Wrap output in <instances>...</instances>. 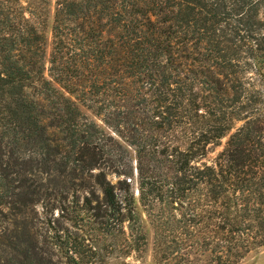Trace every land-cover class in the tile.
<instances>
[{"label":"trees","instance_id":"obj_1","mask_svg":"<svg viewBox=\"0 0 264 264\" xmlns=\"http://www.w3.org/2000/svg\"><path fill=\"white\" fill-rule=\"evenodd\" d=\"M145 222L264 247V0H0V264H108Z\"/></svg>","mask_w":264,"mask_h":264},{"label":"rangeland","instance_id":"obj_2","mask_svg":"<svg viewBox=\"0 0 264 264\" xmlns=\"http://www.w3.org/2000/svg\"><path fill=\"white\" fill-rule=\"evenodd\" d=\"M79 106L89 118H95L91 110L80 104ZM226 139L227 138L222 139L221 145L215 148L214 154L222 149ZM214 154H211L210 157H213ZM109 180L112 183H115L116 181L114 177H109ZM145 230L147 236V245L142 253L131 254L128 257H123L121 254H116L113 256V259L111 256H109L104 258V261L108 264H209L208 256L197 252L194 248L181 246V249L177 250V246L171 244V248L168 249V244L165 246L162 244L160 250L158 248L159 238L155 236L156 234H154L152 226L146 222ZM239 264H264V247L249 254Z\"/></svg>","mask_w":264,"mask_h":264}]
</instances>
